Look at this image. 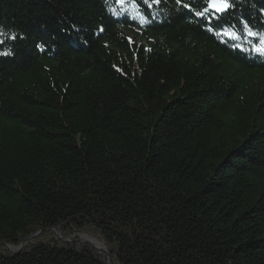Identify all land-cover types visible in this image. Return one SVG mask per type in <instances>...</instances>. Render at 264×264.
I'll list each match as a JSON object with an SVG mask.
<instances>
[{
  "label": "trees",
  "instance_id": "16d2710c",
  "mask_svg": "<svg viewBox=\"0 0 264 264\" xmlns=\"http://www.w3.org/2000/svg\"><path fill=\"white\" fill-rule=\"evenodd\" d=\"M230 3L0 0V264H264V0Z\"/></svg>",
  "mask_w": 264,
  "mask_h": 264
},
{
  "label": "snow or ice",
  "instance_id": "6c2138e0",
  "mask_svg": "<svg viewBox=\"0 0 264 264\" xmlns=\"http://www.w3.org/2000/svg\"><path fill=\"white\" fill-rule=\"evenodd\" d=\"M125 0H117V3L123 4ZM145 4L151 6L153 4L159 3V0H144ZM177 4H181L182 0H176ZM206 7L203 10H198L195 14L199 17H204L209 10H212L216 13H224L231 7L230 0H205ZM183 7H189L188 4H183ZM224 36L235 41L237 39V34L232 31L222 33ZM0 35H3L0 33ZM249 37H256L258 34L249 30L247 32ZM9 39H15V35L8 37ZM0 43H3L0 40ZM252 51L262 57H264V36H260L259 44L253 46ZM10 52L0 53V55H10Z\"/></svg>",
  "mask_w": 264,
  "mask_h": 264
},
{
  "label": "water",
  "instance_id": "95a60500",
  "mask_svg": "<svg viewBox=\"0 0 264 264\" xmlns=\"http://www.w3.org/2000/svg\"><path fill=\"white\" fill-rule=\"evenodd\" d=\"M210 12H212V13L218 15V16L223 14V13H216V12H214L212 10H210ZM55 233L58 234L57 231H55ZM36 236L37 235H33L30 238L26 239L20 246H18L16 248L8 247L4 243H2V246L5 248L6 251H8L10 253V255L18 254ZM83 237L94 240V242H91L90 240H86V242L89 243L94 249L97 250L99 255L102 256V259L105 260L107 264H113V261L109 257V255H108L103 243H99L96 239L91 238L88 235H82L81 238H83ZM65 242L67 243V241H65Z\"/></svg>",
  "mask_w": 264,
  "mask_h": 264
},
{
  "label": "rangeland",
  "instance_id": "374dc122",
  "mask_svg": "<svg viewBox=\"0 0 264 264\" xmlns=\"http://www.w3.org/2000/svg\"><path fill=\"white\" fill-rule=\"evenodd\" d=\"M56 234V233H55ZM83 235V234H82ZM82 235H80V234H77V235H73V236H71V237H68V238H66V237H62V236H60L59 235V233L58 234H56V237L58 238V240H61V241H63V242H65V241H67V243H72V244H79V243H87L86 242V240H84V239H82L81 238V236ZM84 235H86V234H84ZM38 236V235H37ZM36 236V237H37ZM89 237H91V236H89ZM35 238V237H34ZM33 238V239H34ZM91 238H94V239H96L99 243H102V242H100L97 238H95V237H91ZM32 239V240H33ZM31 240V241H32ZM65 240V241H64ZM66 243V242H65ZM12 248V247H11ZM114 264V263H113Z\"/></svg>",
  "mask_w": 264,
  "mask_h": 264
},
{
  "label": "bare ground",
  "instance_id": "6f19581e",
  "mask_svg": "<svg viewBox=\"0 0 264 264\" xmlns=\"http://www.w3.org/2000/svg\"><path fill=\"white\" fill-rule=\"evenodd\" d=\"M82 239H84V240H90L91 242H94V240L89 239V238H85V237H83Z\"/></svg>",
  "mask_w": 264,
  "mask_h": 264
}]
</instances>
